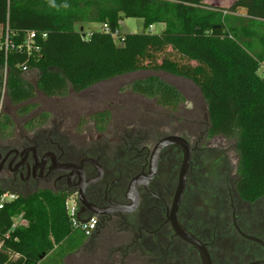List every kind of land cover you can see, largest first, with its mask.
<instances>
[{"label":"trees","instance_id":"1","mask_svg":"<svg viewBox=\"0 0 264 264\" xmlns=\"http://www.w3.org/2000/svg\"><path fill=\"white\" fill-rule=\"evenodd\" d=\"M123 18L143 20L142 34L122 35ZM78 24H98L102 29L86 35L77 30ZM158 25L164 30L152 33L151 27ZM0 26V139L16 131L14 118L32 117L39 93L65 98L153 70L190 81L200 90L211 135L236 143L239 194L250 202L264 197V78L259 74L264 63V0H236L228 8L205 0H0ZM29 33H36L38 54L25 51ZM169 47L189 63H154V56ZM130 88L168 109L185 101L180 90L158 76L135 81ZM3 98L14 115L4 110ZM110 118L104 111L93 121L104 129ZM33 125L37 126L35 119L27 128ZM21 214L28 225L11 233L0 251V264H46L51 258L56 264L57 258L79 251L88 239L74 227L66 196L49 190L21 195L3 211L0 232L10 231L12 218ZM56 249L58 256L52 257Z\"/></svg>","mask_w":264,"mask_h":264},{"label":"flooded vegetation","instance_id":"2","mask_svg":"<svg viewBox=\"0 0 264 264\" xmlns=\"http://www.w3.org/2000/svg\"><path fill=\"white\" fill-rule=\"evenodd\" d=\"M186 101L168 109L154 100L159 121L123 127L113 146L103 140L110 120L77 141L14 118L16 131L0 139V189L66 196L79 221L97 219L81 250L107 253L104 264H264V197H241L236 143L212 136L207 110Z\"/></svg>","mask_w":264,"mask_h":264},{"label":"rangeland","instance_id":"3","mask_svg":"<svg viewBox=\"0 0 264 264\" xmlns=\"http://www.w3.org/2000/svg\"><path fill=\"white\" fill-rule=\"evenodd\" d=\"M235 0H208L209 3L215 4L217 7L228 8ZM240 14H245L243 11ZM77 30L82 31L84 34L89 35L91 32L102 29V25L98 24H78ZM163 27L158 25L154 26L151 30L152 33L159 34L162 32ZM144 31V21L141 19H128L123 18L120 23V33L122 35H139ZM3 35V29L0 26V39ZM122 46V43H119ZM156 64L160 65L165 59L169 61L178 62L179 64H188L183 57L174 52L171 47L164 51L157 53L155 56ZM153 60L142 62L145 66L153 62ZM191 65H195L194 62H190ZM152 65H155L152 63ZM264 66V65H263ZM259 74L264 78V67L259 71ZM31 77L34 75L31 73ZM158 76L165 82L173 85L180 90L189 107L196 108L197 112H204L207 110L206 103L200 93V90L190 81L184 80L179 77H174L162 72H155L153 70L139 71L133 74L121 76L119 78L99 83L98 85L80 93H70L65 98H46L41 93L37 94L34 104L36 108L33 109L32 117L35 119L37 125L44 123L45 128H56L62 133L69 134L77 138L79 141L78 133L91 134L94 137L97 136V129L95 128V122L93 117L96 113L103 111L110 112V123L108 128L104 130L103 140L108 141L111 146L115 145L117 140V134L123 127L135 126L137 130H144L149 124H153L159 121L160 110L153 102L134 94L130 88V85L138 80H143L148 77ZM4 96V95H3ZM3 106L5 105V99H2ZM185 106V107H186ZM4 110L11 115H14V111L10 107L4 106ZM2 109L0 108V114ZM47 115V120L42 117ZM2 117V115H0ZM17 121H21L16 118ZM166 124L163 121L162 124ZM119 131V132H118ZM114 143V144H113ZM69 200V204L71 205ZM79 234H75V238H78ZM89 239V238H88ZM88 239H86L88 241ZM90 248L85 250H79L77 252H71L66 254L63 258H57L56 264H104L103 261L107 260V253L101 255L92 254L89 252ZM58 252V249L51 255L54 257ZM50 256V258H51ZM17 256H14L16 259ZM49 258V259H50ZM55 258H51V264ZM116 259V257H115ZM101 260V261H100ZM102 262V263H101ZM115 264H118L116 261Z\"/></svg>","mask_w":264,"mask_h":264},{"label":"built area","instance_id":"4","mask_svg":"<svg viewBox=\"0 0 264 264\" xmlns=\"http://www.w3.org/2000/svg\"><path fill=\"white\" fill-rule=\"evenodd\" d=\"M153 27H151L150 30H152ZM105 31H108V27H104ZM113 38L115 41L119 42V36L118 33H115L113 35ZM9 36L7 35L6 44H8ZM36 33H29L25 40V51L28 55L32 54H38L40 51V48L36 45ZM8 49V46L6 47ZM26 69H24L25 71ZM21 195L18 193H15L13 191L8 190H2L0 191V218L2 216L3 211H5L9 206L15 204L17 201H19ZM67 209L69 211V214L72 218V223L75 228L79 229L86 237H91L96 230L97 227V219L91 218L85 222L79 221V219L76 217V209L74 205H70L69 202L67 203ZM28 225L27 220L24 218L23 214L16 215L12 218V227L11 230L8 231L6 234H2L0 232V251L3 250L5 242L7 239L11 237V233L19 228V227H26Z\"/></svg>","mask_w":264,"mask_h":264},{"label":"water","instance_id":"5","mask_svg":"<svg viewBox=\"0 0 264 264\" xmlns=\"http://www.w3.org/2000/svg\"><path fill=\"white\" fill-rule=\"evenodd\" d=\"M186 174H187V170H186V167H185L184 170H183V173H182V178H181L180 185H179V187L177 189V193H176L175 212H176V210L178 208L179 203L182 201L183 196H184L185 185H186V181H185ZM176 228H177L176 229L177 232H179V234H180V229L177 226H176Z\"/></svg>","mask_w":264,"mask_h":264},{"label":"crops","instance_id":"6","mask_svg":"<svg viewBox=\"0 0 264 264\" xmlns=\"http://www.w3.org/2000/svg\"><path fill=\"white\" fill-rule=\"evenodd\" d=\"M235 1H236V0H235ZM235 1H234V2H235ZM205 3L208 4V5H211V6H216L215 4L209 3L208 0H205ZM242 16H247V15H246V14H242ZM160 26L163 27V29H162V31H163V30H164V26H163V25H160ZM152 29H154V27H153ZM150 31H151V30H150ZM263 65H264V63L262 64L261 69L264 67Z\"/></svg>","mask_w":264,"mask_h":264}]
</instances>
